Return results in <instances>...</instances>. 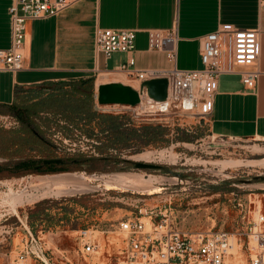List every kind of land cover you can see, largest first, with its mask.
I'll return each instance as SVG.
<instances>
[{"label": "rangeland", "instance_id": "rangeland-1", "mask_svg": "<svg viewBox=\"0 0 264 264\" xmlns=\"http://www.w3.org/2000/svg\"><path fill=\"white\" fill-rule=\"evenodd\" d=\"M86 79L94 80L95 106L90 115L60 110L51 102L53 96L72 94L73 81L20 89L17 109L0 105V130L20 138L29 131L39 140L36 151H25L23 158L48 159L50 146L55 158L80 162L60 174L12 176L8 170L0 177V264H8L11 251L21 246L26 226L50 244L73 249L79 229L108 227L168 204L176 214L172 220L190 232L244 234L253 220V214L244 218L245 212L260 206L264 214V141L213 140L208 126L201 128L197 118L166 117L168 123L162 127L155 117H135L129 107L101 106L97 100L101 84L118 82L138 89V83L108 73ZM23 103L31 108L30 115L18 109ZM96 115L119 117V122L98 117L89 123ZM3 143L1 137L0 166L8 161L1 154ZM11 151L17 152L16 146ZM145 154L150 156L142 158ZM135 162L161 169H136ZM54 175H64L70 181L65 187L77 193L58 197L57 190H36L39 178ZM25 191L41 197L14 212L12 199ZM32 212L42 216L31 220Z\"/></svg>", "mask_w": 264, "mask_h": 264}, {"label": "built area", "instance_id": "built-area-1", "mask_svg": "<svg viewBox=\"0 0 264 264\" xmlns=\"http://www.w3.org/2000/svg\"><path fill=\"white\" fill-rule=\"evenodd\" d=\"M81 1L14 0L9 9L11 45L0 49V73L16 74L24 69L28 22L56 17ZM136 36L135 30L97 28L95 51L102 54L106 62L116 54L130 55L135 51ZM177 42L176 28L148 32V50L164 53L172 64L170 69H139L135 58L128 56L116 70L105 73L138 83L136 90L141 102L129 107L135 117H155L162 127L168 123L164 122L166 117L197 118L201 128L207 127L220 78L234 73L238 62L258 61L260 32L224 26L203 36L200 54L203 67L190 71L177 68ZM259 77V72H245L242 82L248 90L254 91ZM157 79L168 81L164 101L151 99L147 89L141 88L143 83ZM209 137L218 139L211 133ZM251 214L253 220L244 234L224 230L190 232L182 230L172 220L176 214L168 204L164 208L140 211L136 217L110 223L108 227L79 229L73 249L50 244L26 226L24 247L8 264H264V214L260 206H255L253 212H245L244 218Z\"/></svg>", "mask_w": 264, "mask_h": 264}, {"label": "crops", "instance_id": "crops-1", "mask_svg": "<svg viewBox=\"0 0 264 264\" xmlns=\"http://www.w3.org/2000/svg\"><path fill=\"white\" fill-rule=\"evenodd\" d=\"M13 1L0 0V49L11 45L9 9ZM224 26L259 30L260 57L256 62L236 63L234 73L220 78L209 133L216 138L264 141V0H83L56 17L30 21L24 69L16 74L0 73V105H12L20 89L114 71L128 56L135 58L139 69L172 68L164 53L148 50L150 30L176 28L178 70L202 69V37ZM97 28L135 30V51L116 54L106 62L95 51ZM245 72L260 73L254 91L242 82ZM24 239L10 258L23 249Z\"/></svg>", "mask_w": 264, "mask_h": 264}, {"label": "trees", "instance_id": "trees-1", "mask_svg": "<svg viewBox=\"0 0 264 264\" xmlns=\"http://www.w3.org/2000/svg\"><path fill=\"white\" fill-rule=\"evenodd\" d=\"M73 82L75 84H73L72 87V94L70 93L61 94V96H53L51 98V102H53L56 105L57 109L60 110H70L78 115L92 114L95 106L94 80L81 79L77 82ZM77 94L80 95V98L75 97V95ZM9 106H14L15 109H17L15 102ZM19 108L24 109L25 113L30 115L31 108H29L26 104L23 103L21 106H18V109ZM98 117L103 120H112V123L119 122V117L104 115H96L95 117H90L88 119V122H93ZM80 120L82 121L85 119L81 118ZM0 134L2 135L1 137L3 141H6V144L3 143V145H5V148H2L3 152H1V154L2 157L8 158V161L5 164L1 165L4 166L2 167V169H4L5 172L11 170L12 172L16 173V176L32 173H38L41 175L65 173L72 170L73 167L78 166L80 163L79 160L72 158L64 159V162L62 164L43 165V161L46 159L34 160L29 158H23L25 151H36L35 144L36 142H39L36 136L29 131H25L23 134L25 136H22V138L11 136V134L13 133L5 130H0ZM15 146L17 152H12L11 148ZM48 149V159H55V156L52 155V149L50 146L48 147ZM17 155H21V159H16ZM40 216H42L41 213L35 214L34 212H32L30 214V219L35 220Z\"/></svg>", "mask_w": 264, "mask_h": 264}, {"label": "water", "instance_id": "water-1", "mask_svg": "<svg viewBox=\"0 0 264 264\" xmlns=\"http://www.w3.org/2000/svg\"><path fill=\"white\" fill-rule=\"evenodd\" d=\"M141 88H146L148 96L155 101H164L168 95V81L167 79H157L147 81L141 85ZM98 104L101 106L108 105H122L128 107H136L140 104L139 92L130 85L123 83L112 82L101 84L98 87L97 95ZM64 159H46L43 161V165L50 164H62ZM136 169L143 170H159L161 166L155 164H149L144 162H135Z\"/></svg>", "mask_w": 264, "mask_h": 264}, {"label": "bare ground", "instance_id": "bare-ground-1", "mask_svg": "<svg viewBox=\"0 0 264 264\" xmlns=\"http://www.w3.org/2000/svg\"><path fill=\"white\" fill-rule=\"evenodd\" d=\"M149 156H150L149 154L141 155L142 158H148ZM63 176L64 175H54V176H48V177H41L38 179V183L36 184L35 188L37 190V188L45 187V189H48V192H54L57 190V192H54V193L58 194V195H67V194L71 195L73 193H77L76 190H71L70 188L67 189V187H65L66 185L70 184V181L65 179L66 177L64 178ZM121 180H123V179H121ZM61 188L62 189L66 188V189L65 190H59ZM42 191H43V189H42ZM40 197H41L40 194L28 193L26 191L24 193L17 194L16 197H14V198L12 197L13 199L11 202L14 212H17V208L21 204H23L24 202H33L36 199H40Z\"/></svg>", "mask_w": 264, "mask_h": 264}, {"label": "flooded vegetation", "instance_id": "flooded-vegetation-1", "mask_svg": "<svg viewBox=\"0 0 264 264\" xmlns=\"http://www.w3.org/2000/svg\"><path fill=\"white\" fill-rule=\"evenodd\" d=\"M2 167H4V166H0V177H3L4 174H6L5 171H4V169H2ZM12 176H16V173L13 172V173H12ZM181 177H182L181 182L183 183V182H184V180H183V176H181ZM186 178H187V177H186Z\"/></svg>", "mask_w": 264, "mask_h": 264}]
</instances>
